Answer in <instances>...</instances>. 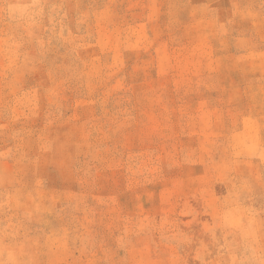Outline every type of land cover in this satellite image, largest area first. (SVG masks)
Returning <instances> with one entry per match:
<instances>
[{
  "label": "rangeland",
  "instance_id": "374dc122",
  "mask_svg": "<svg viewBox=\"0 0 264 264\" xmlns=\"http://www.w3.org/2000/svg\"><path fill=\"white\" fill-rule=\"evenodd\" d=\"M0 264H264V0H0Z\"/></svg>",
  "mask_w": 264,
  "mask_h": 264
}]
</instances>
